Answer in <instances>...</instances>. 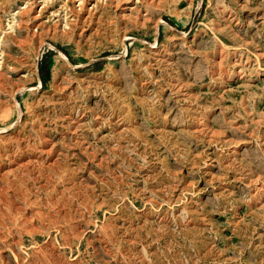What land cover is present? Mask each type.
Instances as JSON below:
<instances>
[{
	"label": "rangeland",
	"instance_id": "obj_1",
	"mask_svg": "<svg viewBox=\"0 0 264 264\" xmlns=\"http://www.w3.org/2000/svg\"><path fill=\"white\" fill-rule=\"evenodd\" d=\"M0 264H264V0H0Z\"/></svg>",
	"mask_w": 264,
	"mask_h": 264
}]
</instances>
